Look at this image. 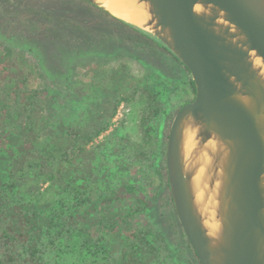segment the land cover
I'll return each mask as SVG.
<instances>
[{"label":"trees","instance_id":"trees-1","mask_svg":"<svg viewBox=\"0 0 264 264\" xmlns=\"http://www.w3.org/2000/svg\"><path fill=\"white\" fill-rule=\"evenodd\" d=\"M88 3L134 35L123 38L130 48L106 52L114 56L111 68L89 77L109 99L85 115H76L77 106H59L54 115L44 98L50 83L41 64L0 44V264H178L177 250L147 218L152 198L169 188L160 119H172L168 101L183 84L196 95L195 83L157 37ZM95 38L98 55L116 40L106 41L103 33ZM132 62L145 66L144 84L130 73ZM160 64L170 66L173 78L157 71ZM133 102L142 106L140 138L114 142L111 131L99 141L119 107ZM169 201L177 216L170 194ZM121 231L128 233L118 240ZM187 246L198 259L189 240Z\"/></svg>","mask_w":264,"mask_h":264},{"label":"water","instance_id":"water-1","mask_svg":"<svg viewBox=\"0 0 264 264\" xmlns=\"http://www.w3.org/2000/svg\"><path fill=\"white\" fill-rule=\"evenodd\" d=\"M157 37L189 70L193 101L167 143L169 188L201 264H264V0H134L114 13Z\"/></svg>","mask_w":264,"mask_h":264},{"label":"rangeland","instance_id":"rangeland-1","mask_svg":"<svg viewBox=\"0 0 264 264\" xmlns=\"http://www.w3.org/2000/svg\"><path fill=\"white\" fill-rule=\"evenodd\" d=\"M81 25L85 26L82 28H91L93 32L89 34L88 30L82 31ZM131 32L129 26L111 18L85 0H0V44L22 49L25 54L34 57L32 65L41 64L40 69L50 83L44 98L49 99L47 102L49 106H53L54 115L59 111V106H77L76 115H85L89 107L96 108V103L103 102L104 99L105 102L108 101V95L103 96L101 89H95L89 84V77L111 68L115 63L112 59L114 56L108 55V52L130 48L124 43L123 38L130 34L134 35V32ZM99 33L107 35L106 41H110V37L116 38L101 49L100 52H105L101 55L96 53L98 52L96 44L100 40L95 37ZM166 60L170 62L169 59ZM169 68V65L160 64L156 69L169 80L173 78ZM146 71L145 66L139 62L130 64V73L135 77V81H141L142 84L146 79ZM32 79L37 82L38 75ZM182 86L183 88L168 101V115L172 114V119L164 116L158 125L159 139L160 141L166 139V149L175 115L196 96L191 90L186 89V84ZM141 107L139 102L122 104L110 130L103 134L99 141L111 131L114 133V142L121 136H129L137 141L140 138ZM163 147L164 144L161 148ZM160 160L158 157V165ZM168 191L171 195L170 188L162 187L159 190V197L152 198V207L149 209L147 219L157 223L156 226L167 236L169 244L177 250L178 264H199L193 249L187 246L188 239L182 233L178 215L171 213L167 208L166 204L170 203ZM127 233L121 231L117 239ZM190 258L193 263L189 261Z\"/></svg>","mask_w":264,"mask_h":264},{"label":"bare ground","instance_id":"bare-ground-1","mask_svg":"<svg viewBox=\"0 0 264 264\" xmlns=\"http://www.w3.org/2000/svg\"><path fill=\"white\" fill-rule=\"evenodd\" d=\"M108 7L114 13L134 22H141L144 17L143 11L134 7V0H109Z\"/></svg>","mask_w":264,"mask_h":264}]
</instances>
